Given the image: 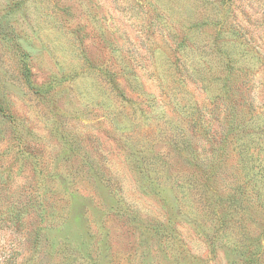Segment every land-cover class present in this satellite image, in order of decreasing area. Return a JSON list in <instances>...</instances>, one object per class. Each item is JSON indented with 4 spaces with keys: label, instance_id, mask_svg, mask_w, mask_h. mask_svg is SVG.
Masks as SVG:
<instances>
[{
    "label": "rangeland",
    "instance_id": "obj_1",
    "mask_svg": "<svg viewBox=\"0 0 264 264\" xmlns=\"http://www.w3.org/2000/svg\"><path fill=\"white\" fill-rule=\"evenodd\" d=\"M211 1L247 60L229 79L163 65L179 28L154 0H0V264H243L248 235L264 264V189L228 126L264 121V0Z\"/></svg>",
    "mask_w": 264,
    "mask_h": 264
},
{
    "label": "trees",
    "instance_id": "obj_2",
    "mask_svg": "<svg viewBox=\"0 0 264 264\" xmlns=\"http://www.w3.org/2000/svg\"><path fill=\"white\" fill-rule=\"evenodd\" d=\"M161 7L163 13H160L161 18L166 17V27L169 32H172L175 27L169 21H173L178 25L179 31H176L178 36V46L175 52L174 58L169 57L166 62L169 67L175 62L182 64L185 69L189 67H197L199 69H206L211 75L221 74L228 79L232 75V66H239L247 62L245 58L239 55L238 42L233 39L232 28L229 29L225 25V19L223 14V5L218 1L211 0H154ZM169 18V19H168ZM162 20V19H161ZM220 26L218 33L213 34L208 31V27ZM176 30V29H175ZM240 44V43H239ZM241 62V63H240ZM27 73H29L28 65L25 61ZM246 66V65H245ZM244 65L241 66L243 68ZM180 81V79H177ZM113 82V81H112ZM115 88H119L116 86ZM177 102V110H183L187 118L190 120L191 125H198L201 123V119L191 114V107L188 103ZM229 110L232 112V103L228 105ZM5 107L0 103V112L4 117ZM231 122V121H230ZM229 134L235 138V147L239 153V163L245 174L254 178V184L252 185L253 190H260L263 192L264 189V121L261 116L255 115L251 118L241 120L238 123L232 125L229 123ZM233 126V129H232ZM186 139V138H185ZM192 140L187 139L183 144L186 151L191 150ZM178 186H182L178 184ZM259 191V192H260ZM242 189L238 187L235 189V193L240 195ZM212 192L208 189H204V194L207 196L210 206L216 205V196L211 194ZM244 193V191H243ZM219 200V198H218ZM229 201V208L232 209V201H236L234 194L229 195L226 199L222 198L221 202ZM16 202V201H15ZM14 202V205H15ZM17 205V204H16ZM27 207L29 212L34 207L33 204L29 203ZM55 206V202L49 198L44 197L39 201L37 206V212L41 215L43 220V228L52 229L53 224L51 222L52 209ZM234 211L223 210L224 216L231 222L230 217L238 212L237 205L234 204ZM18 207H14L12 210L13 218L18 216ZM137 217L134 216V219ZM15 220V219H14ZM139 223L140 221L137 220ZM224 220V222H227ZM157 228L156 230H158ZM160 237L169 239L171 245L174 246L175 239L167 231H160ZM248 242L245 243L244 250L240 252L243 264L253 263L258 264V259L254 247L256 245L255 238L247 236ZM245 258L247 259L245 261Z\"/></svg>",
    "mask_w": 264,
    "mask_h": 264
}]
</instances>
